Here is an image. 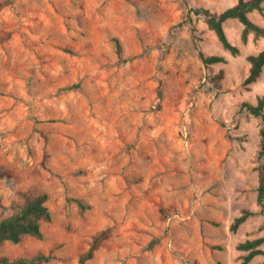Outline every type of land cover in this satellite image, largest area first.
Here are the masks:
<instances>
[{
	"label": "rangeland",
	"instance_id": "374dc122",
	"mask_svg": "<svg viewBox=\"0 0 264 264\" xmlns=\"http://www.w3.org/2000/svg\"><path fill=\"white\" fill-rule=\"evenodd\" d=\"M236 2L0 0V217L39 193L52 213L43 238L6 241L0 257L241 264L239 243L264 236L263 121L241 109L264 97V69L244 84L264 37L243 43V25L226 20L233 55L189 14ZM262 7L249 16L264 27ZM195 42L226 61L205 65ZM245 210L253 215L233 231Z\"/></svg>",
	"mask_w": 264,
	"mask_h": 264
},
{
	"label": "trees",
	"instance_id": "16d2710c",
	"mask_svg": "<svg viewBox=\"0 0 264 264\" xmlns=\"http://www.w3.org/2000/svg\"><path fill=\"white\" fill-rule=\"evenodd\" d=\"M264 0H237V2L227 7L222 11H212L208 8H191L189 14H196L203 16L209 28L213 30L223 47L233 55L240 53V47L233 44L224 29V22L228 19H237L242 25L241 39L246 43L250 34H254L255 38L264 37V27L254 22L249 13L258 10L262 11V3ZM195 40L196 37H195ZM117 53L120 59H123L122 45L119 39H115ZM197 49L200 51V57L205 65H211L217 62H225L226 59L222 55H204L200 50V46L195 42ZM247 60L250 63L249 74L244 80L246 86L256 82L261 76L264 69V49L257 53L247 55ZM224 75V70L221 69L219 73L211 80L214 85ZM241 109H246L250 114L262 118L263 124L260 129V149L258 158H264V97L258 99L257 104L243 102ZM258 203L261 208H264V166L259 167V184H258ZM48 194L39 193L34 195H26L20 203L14 205V211L6 216L0 217V244L8 241L12 243L20 242L25 235L43 238L42 222L49 221L52 218L51 210L47 204ZM253 215L252 211L245 210L243 214L237 216L231 226L233 231H236L244 222H246ZM264 236L254 239H247L239 243L238 249L246 251L247 254L242 256L241 264H249L256 256L264 255ZM96 244L94 243L90 249L81 257V262L92 258ZM51 259L50 255L38 253L32 257H15L7 256L0 257V264H42Z\"/></svg>",
	"mask_w": 264,
	"mask_h": 264
}]
</instances>
